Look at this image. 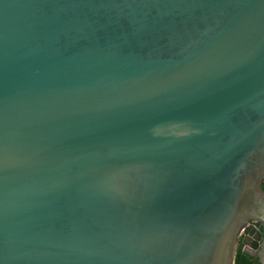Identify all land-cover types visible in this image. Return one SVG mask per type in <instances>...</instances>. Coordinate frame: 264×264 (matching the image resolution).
<instances>
[{
  "label": "water",
  "instance_id": "water-1",
  "mask_svg": "<svg viewBox=\"0 0 264 264\" xmlns=\"http://www.w3.org/2000/svg\"><path fill=\"white\" fill-rule=\"evenodd\" d=\"M263 184L264 0H0V264H264Z\"/></svg>",
  "mask_w": 264,
  "mask_h": 264
},
{
  "label": "flooded vegetation",
  "instance_id": "flooded-vegetation-1",
  "mask_svg": "<svg viewBox=\"0 0 264 264\" xmlns=\"http://www.w3.org/2000/svg\"><path fill=\"white\" fill-rule=\"evenodd\" d=\"M264 185V184H263ZM256 221V220H255ZM250 222H253L252 220L250 221ZM250 222H248V223H250ZM257 222V224H258V227L260 228V230H263V227H262V225L260 224V222H258V221H256ZM247 223V224H248ZM246 224V225H247ZM250 238V239H249ZM248 240H251L252 241V239H251V237L249 236V234H246V233H243L242 234V231H241V233H240V236H239V240H238V246H237V248H239V247H243L244 246V244L248 241ZM247 254L249 255V257H252V259H251V261L250 262H252V261H255L256 259H257V254H256V250H254V251H252V252H247Z\"/></svg>",
  "mask_w": 264,
  "mask_h": 264
},
{
  "label": "trees",
  "instance_id": "trees-1",
  "mask_svg": "<svg viewBox=\"0 0 264 264\" xmlns=\"http://www.w3.org/2000/svg\"><path fill=\"white\" fill-rule=\"evenodd\" d=\"M251 259L252 257H249V255L243 251L242 246L238 248L235 264H260L258 258L255 261L250 262Z\"/></svg>",
  "mask_w": 264,
  "mask_h": 264
},
{
  "label": "built area",
  "instance_id": "built-area-1",
  "mask_svg": "<svg viewBox=\"0 0 264 264\" xmlns=\"http://www.w3.org/2000/svg\"><path fill=\"white\" fill-rule=\"evenodd\" d=\"M247 226H253L254 228H259V227H258V224H257L256 221H253V222L248 223ZM244 230H245V228L242 229V234L244 233ZM249 236H250V235H249ZM250 237H251V236H250ZM249 239H250V238H249ZM251 239H252V241H251V240H248V241L244 244V246L242 247V248H243V251H245L246 253H247V252L249 253L250 251H254V250H255V249H254V246H253L254 238L251 237Z\"/></svg>",
  "mask_w": 264,
  "mask_h": 264
}]
</instances>
